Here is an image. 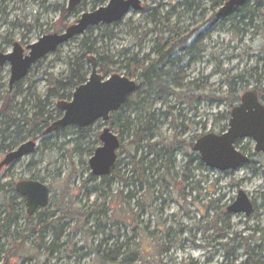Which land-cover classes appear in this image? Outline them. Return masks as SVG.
<instances>
[{
  "label": "rangeland",
  "instance_id": "obj_1",
  "mask_svg": "<svg viewBox=\"0 0 264 264\" xmlns=\"http://www.w3.org/2000/svg\"><path fill=\"white\" fill-rule=\"evenodd\" d=\"M140 1L142 11H132L118 24L94 28L62 45L35 64L26 79L12 90L11 66L0 68V115L8 98L13 107L7 119L0 116V132L5 130V135L0 134V162L22 144L36 143L34 153L0 171V225L4 226L7 219L10 222L0 240V264H103L100 258L111 255L114 249L121 254L117 263L125 262V250H138L142 256L136 264H264V154L255 152L252 139L240 140L235 147L250 156L251 162L223 173L207 168L194 151L201 137L220 136L228 131L231 112L240 104L229 96L230 82H235L240 98L248 91L255 90L260 95L264 91V0L260 8L253 0L243 14L234 12L223 18L217 17L227 3L223 0ZM68 2L0 0V51L11 54L16 43L26 50L45 36L63 33L83 14L93 12L97 0H83L69 13L70 17L63 19ZM163 26H169L171 31L164 29L163 34L159 33ZM161 36L168 42V49L183 43L173 56L180 60L163 69L168 76L160 85L166 88V94L153 90L151 98L146 99L141 94L148 91L145 85L107 123L98 121L86 129L70 127L43 135L64 116L57 109L63 100L55 93V82L66 79L79 60L91 70V63L83 58L85 39H89L88 47L95 50L93 57L106 53L122 64V69L114 72L126 77L125 59L136 56L141 63L158 59L153 49ZM148 64H143L144 68ZM134 81L141 83L138 78ZM186 97L189 100H183ZM38 99L43 102L41 106ZM261 102L264 105L262 96ZM37 106L45 110L49 126L34 135L28 128L21 136L15 135L20 117L32 118ZM149 116L155 121L151 145L156 151H163L161 143L176 146L172 177L163 181L157 173H148L156 185L146 186L137 195L136 202L143 210H134L139 222L133 226L118 223L122 216L117 215L113 204L108 209V221L81 222L80 210H88L95 198L96 178L89 162L102 146L101 133L109 128L120 138L119 160H125L133 141L125 132V125L135 128ZM9 118L8 129L3 122ZM3 147L8 148L3 151ZM156 158L149 156L150 160ZM159 166L156 162L155 169L162 176L163 168ZM185 175L189 177L187 182ZM22 181L48 186L50 207L29 217L26 200L15 189ZM120 188L121 183L115 180L113 194ZM240 191L254 202L249 218L227 214L226 209ZM87 193L91 194L89 202L84 199ZM66 206L77 212V217L62 228L64 223H58V218ZM39 220L52 223L53 227L42 233ZM96 225H101L105 233L93 237L84 233L87 229L96 232ZM39 238H43L42 243ZM101 243L102 249L96 254ZM44 247L55 249L50 253Z\"/></svg>",
  "mask_w": 264,
  "mask_h": 264
},
{
  "label": "water",
  "instance_id": "obj_2",
  "mask_svg": "<svg viewBox=\"0 0 264 264\" xmlns=\"http://www.w3.org/2000/svg\"><path fill=\"white\" fill-rule=\"evenodd\" d=\"M253 0H229L217 14L223 18L234 13ZM83 0H69L67 11L74 12ZM143 6L140 0H109L91 13H85L79 21L61 34L41 38L37 43L25 49L16 43L11 54L0 51V68L11 66L10 90L26 79L35 64L56 52L62 45L76 37L84 35L90 28L112 26L121 22L130 12H140ZM26 51L28 54H26ZM91 70L88 81L75 89L70 102L61 101L57 109L64 113L58 122L52 124L43 135H50L62 129L77 127L86 129L98 121L109 122L111 115L119 113L137 92L138 83L120 74L109 78L99 73L96 57L90 58ZM98 148L89 162L92 175L97 179L110 177L119 161L121 140L106 128L101 133ZM243 139H252L255 152L264 154V105L259 100L257 91H248L241 97V102L232 112L229 129L218 136L208 134L201 137L194 145V151L201 161L211 170L230 172L249 164L250 158L239 152L235 145ZM36 150V143L29 141L6 155L0 163V170L10 167ZM16 191L26 200L27 213L30 217L49 206L51 191L48 186L36 181H22L16 185ZM254 211L248 195L240 191L236 200L227 208L230 215H245L249 218Z\"/></svg>",
  "mask_w": 264,
  "mask_h": 264
},
{
  "label": "trees",
  "instance_id": "obj_3",
  "mask_svg": "<svg viewBox=\"0 0 264 264\" xmlns=\"http://www.w3.org/2000/svg\"><path fill=\"white\" fill-rule=\"evenodd\" d=\"M107 2L108 0H97L94 5L95 10L103 7V3L106 4ZM226 2H228V0H223V3ZM248 3L243 7L236 9L235 12L243 14L244 8L248 5ZM256 3L257 8H260L262 6L261 0H256ZM62 16L63 19H65L66 17H70L69 12L65 10L63 11ZM155 28H157V23ZM93 29L94 28H90L88 31H92ZM164 29L171 31V28L169 26H163L159 30V33L163 34ZM158 42V45L153 49L154 53L158 57L156 61H150L149 59H147L146 61H143V63H141L136 59V56H133L131 59H125L124 61L126 65L124 68V70L126 71V77L132 80L138 78L141 81L137 92L139 91L140 87H144L146 85L148 91L141 93L142 95H146V99L151 98V96L153 95L151 94V91L153 90H161V95L166 94V88H162V86L160 85L161 81L168 76V72H164L163 69L167 67L168 63L180 60V58H173V56L177 53V47H181L183 43L177 44L172 48L168 49V42L165 41L162 36L159 38ZM88 43L89 39H85L83 41V58L90 62V58L93 57L92 54L95 53V50L91 46L88 47ZM97 61L99 66V73L105 79L115 73L114 69H122V67L120 66L122 64L120 62L114 61L113 58L107 56L106 53L98 54ZM146 62H148L149 64L147 68H144L143 64H145ZM89 75L90 70H87L85 68L83 60H79L73 65L70 74L66 77V79L55 82V93H57L60 99L63 101L71 100L75 89L81 85H84L87 82ZM172 91L173 90H169L168 93L173 94ZM236 92L237 89L235 82L232 81L229 83V96L230 98H233V102H240L241 98L236 95ZM260 93L261 95L259 94V98L261 100V96L264 97V91ZM183 100L187 101L189 100V98L186 97ZM226 100H228V98ZM41 103L43 102L38 99L37 104L40 105ZM40 106H37L38 110L33 114L32 118L29 119L25 116L20 117V119L17 121V130L15 132V135H17L18 137L21 136L25 128H28L30 133L34 135L37 133H41L43 131V127L46 128L49 126V118L46 117L45 110L41 109ZM12 111L13 107L11 106L8 98L7 103L5 104L3 112L0 116L3 119H7V115H11ZM112 115V118L114 119L116 113ZM9 121L10 118L8 119V122H3V124L8 129L10 127ZM154 123V118L152 116H149L147 118H144L143 121L139 122L135 128H133V126L130 124L128 125V123L125 125V132H127L128 137L133 138V141L131 143L132 150L127 154V159L119 160L117 162L116 168L111 173L112 178H96L93 180V183H95V186H93V194L95 195V198L89 206L90 210H85V207L80 210L79 220L81 222H90L91 219L97 221H108V209L111 204L116 206L117 215L122 216V218L120 219L121 221L119 220L118 223H123L125 226H133L139 222V214L138 212L134 213V210H143V208L139 202H136L137 195L141 194V192L146 186L156 185L152 184L148 173H157V176L163 181L168 180L172 177V168L170 166V161H165L166 156L168 158L170 157V148L167 151L164 149L163 151H156V147L151 145V142L156 133ZM20 124H23V126H20ZM0 134L5 135V130L3 132H0ZM4 141L6 140L4 139ZM7 148L8 147H3L2 150L5 151ZM151 155H156L157 158L155 160H150L149 156ZM156 162L160 163L159 169L163 168L162 176L160 175V170L155 169ZM192 162L193 159L190 165H192ZM202 167L204 168L203 165ZM115 180L121 183V188L117 191L116 194H113L112 183ZM188 180L189 177L185 175L184 182H187ZM90 195L91 194L87 193L84 196V199L87 202H89L91 199ZM61 211L62 215L60 218H58V223L63 222L64 224L62 228H66L68 225V221H71L72 219L77 217V212H73V210H70L68 206H66V209H62ZM116 212L114 211V213ZM130 213H134L135 215H131ZM222 216L227 218L226 212H223ZM6 225H10L8 219ZM37 225L38 227L41 225L43 226L42 233L44 229L53 227L52 223H43L41 220L38 221ZM37 228L33 229V233L36 232ZM101 228V225H96V232H92V229H87L83 231L85 234H88L90 237H93L105 233V231ZM39 241L42 243L43 238H39ZM102 244L104 243H101V246H98L97 249L94 251L96 254L101 251ZM46 249L50 253H53L55 248L48 247ZM91 251L93 252V250ZM120 256L121 254L118 253L116 249H114L111 250V255L109 254L106 256H102L100 259L102 260L103 264H136L137 261L141 258L142 254L138 250L134 252H129L128 250H125V262L117 263V260L120 258Z\"/></svg>",
  "mask_w": 264,
  "mask_h": 264
},
{
  "label": "flooded vegetation",
  "instance_id": "obj_4",
  "mask_svg": "<svg viewBox=\"0 0 264 264\" xmlns=\"http://www.w3.org/2000/svg\"><path fill=\"white\" fill-rule=\"evenodd\" d=\"M28 54V53H27ZM259 94V93H258ZM259 100H260V98H259ZM260 102H261V100H260ZM262 103V102H261ZM263 104V103H262ZM127 105V104H126ZM240 141V140H239ZM238 142V141H237ZM161 144H163V147H164V150H168L169 148H170V152H169V154H170V157L168 158L167 156L165 157V161L167 162L168 160L170 161V166H172V164H174V161H175V158H174V156H175V154H176V146L174 145V144H170L169 146H166L164 143H161ZM160 145V144H159ZM146 152V151H145ZM244 155V154H243ZM145 156H148V155H145ZM246 156V155H245ZM247 157H249L250 158V162H251V157L250 156H247ZM2 162V161H1ZM0 162V163H1ZM249 162V163H250ZM14 165V164H13ZM13 165H11L10 167H12ZM248 165V164H247ZM10 167H4L3 169H1L0 171H3V170H5V169H8V168H10ZM243 167V166H242ZM17 185V184H16ZM15 189H16V186H15ZM17 192V191H16ZM50 201H51V198H50ZM254 203V202H253ZM252 203V204H253ZM50 204H51V202L49 203V207H50ZM48 207V208H49ZM253 207H254V209H255V206L253 205ZM47 209V208H46ZM41 210H43V209H41ZM41 210H39V211H41ZM39 211H37V212H39ZM226 211H227V209H226ZM36 212V213H37ZM254 212V211H253ZM35 213V214H36ZM28 214V213H27ZM34 214V215H35ZM228 214V213H227ZM253 214V213H252ZM229 215V214H228ZM29 216V215H28ZM252 216V215H251ZM250 216V217H251ZM30 217V216H29ZM33 217V216H32ZM223 220H224V217H223ZM225 220H226V218H225ZM3 223H5V222H3ZM5 226H7L6 224L4 225V226H2V225H0V240L3 238V236L5 235Z\"/></svg>",
  "mask_w": 264,
  "mask_h": 264
},
{
  "label": "bare ground",
  "instance_id": "obj_5",
  "mask_svg": "<svg viewBox=\"0 0 264 264\" xmlns=\"http://www.w3.org/2000/svg\"><path fill=\"white\" fill-rule=\"evenodd\" d=\"M230 116H231V115H230ZM48 207H49V206H48ZM48 207H47V208H48Z\"/></svg>",
  "mask_w": 264,
  "mask_h": 264
}]
</instances>
